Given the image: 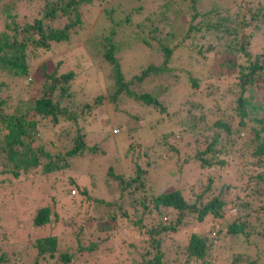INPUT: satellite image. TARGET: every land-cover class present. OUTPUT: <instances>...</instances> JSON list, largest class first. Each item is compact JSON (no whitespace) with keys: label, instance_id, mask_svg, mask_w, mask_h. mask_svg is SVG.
I'll return each mask as SVG.
<instances>
[{"label":"trees","instance_id":"obj_1","mask_svg":"<svg viewBox=\"0 0 264 264\" xmlns=\"http://www.w3.org/2000/svg\"><path fill=\"white\" fill-rule=\"evenodd\" d=\"M181 1L186 2L185 11L178 7L175 0H163L153 4L143 14L145 22L132 24L126 17L125 21L113 23L94 39H87L91 41L89 49L97 54L103 84H107L108 88L105 89L106 95L100 92L89 96L90 99L86 98L89 74L84 73L87 65L82 63L83 60L79 58L73 65L40 57L60 46H66L73 29L77 26V31L81 25L79 7L91 4L94 0H43L41 15L21 22L15 20L19 15L11 12L9 6H2L1 13L5 17L0 28V197L6 193L8 184L30 167L46 180L52 175L49 187L58 182L55 173L72 170L65 182H70L76 190L75 194H69L68 190L62 193L63 188L58 185L51 193L50 203L33 210L27 225L31 229L34 264H42L55 257L56 253L62 264L73 260L74 250L63 246L61 239L65 245L74 242L78 250L99 251L98 259L101 261L97 260L95 264H210L211 261L216 264H260L263 259L257 257V254L236 252L234 245L240 247L244 243L255 252H259L260 246L264 245V137L260 136V133H264V48L260 52H252L255 49L249 48V35L245 37L238 31L241 25H248L247 21L242 20L243 14L242 24H233L225 9L214 6L201 8L197 0ZM113 4L120 5V1L112 2L109 10L103 11L114 12ZM259 11L260 8L256 7L252 13L253 18L260 22L257 14ZM180 17L184 19L178 21ZM61 18H66V21L57 26L56 22ZM168 19L176 22L164 31L163 40L159 39L156 33L169 22ZM261 20L264 23V13ZM117 24L128 27L133 34V40L126 38L124 45L128 44L125 47L116 45ZM177 29L181 32L179 38H176ZM196 37L208 42L211 39L225 43L219 49L213 43H208L205 51L208 54L219 51L220 61L211 66L215 76L235 77L236 81L231 78L225 88V99L229 103L233 102L234 117L218 108L221 104L219 99L222 100L223 95L218 92L217 85L209 89L206 86L204 92H198L201 74L196 75L190 69L186 73H179L169 67L175 59L174 52L180 42H185L189 50L196 48L198 54H202L201 44L194 42ZM137 42L150 51L156 44L155 55L159 61L141 66L138 71L125 77L123 63L116 51L121 48L124 51ZM86 45L83 43L78 47L86 51ZM81 55L84 53L81 52ZM208 59L212 61L213 55ZM33 60H37V64L31 69L29 64ZM201 63L204 64L203 61ZM186 65H189V60ZM14 78L26 82L20 85ZM5 79L13 81L10 83L12 88L18 85L19 90L28 87L25 93L31 106L24 112L3 106V90L7 88ZM153 80L157 82L153 83L152 91L156 85L161 86V91L164 90L162 92L169 88L168 92H171L179 85L184 86V92L187 88L188 93L183 94L182 101H179L191 102L189 105L184 102L185 106L181 110L187 113L194 109L197 115L187 129L195 137L191 139L187 158L184 159L192 162L194 168L197 167L199 177L202 176L201 171L205 170V180L203 177L185 187L169 186L154 192L151 183L145 182L148 179L146 166L149 164L148 161L144 162L146 151H141L138 159L141 158L142 162L138 163L129 152L131 144L127 146L126 143L122 152L116 151L110 155L113 160L118 159V154L120 157L125 156L124 162L128 168L121 167L120 171H114L113 167L108 166L104 170L105 176L116 182L118 199L107 202L93 198L94 207L97 203L110 208L107 215L99 219L95 211L97 208L91 207L93 214L90 213L88 217L82 212H72L66 219H59L58 213L63 212V209L58 211L53 206L59 199L62 201L59 205L66 208L62 200L64 196L70 199L71 204L81 205L83 210L90 207L87 204L91 200L89 184L94 185V176L83 170L79 173L85 175L82 178L73 164L76 157L79 159L95 151L103 152L97 145L106 135L107 127L104 126L107 120L111 121L112 128L117 127L120 131L121 127L112 120L121 118L126 138L139 126L140 118L136 114H128L127 118L119 114L120 104L129 99L156 109L159 114L166 113L165 106L154 96L158 91L152 94L145 89L144 84ZM205 101H213L212 106L205 107ZM105 115L110 117L105 119ZM95 118L100 122L98 126L92 123ZM240 131L253 135L251 141L254 145L249 151L251 158L248 160L241 156L242 151L232 142V138H236ZM44 132L49 137H43ZM204 132H209L206 135L209 138L204 140V144L198 143L197 137ZM170 134L169 130H164L159 136L160 142L169 146L166 138ZM169 150L179 152L171 145ZM232 154H238L240 160L231 162L234 157ZM232 171L235 176L228 178L227 175ZM238 180L240 182H236ZM37 186H41L40 182ZM84 202L86 205L82 204ZM227 212H231V216L226 217ZM207 219L211 222L208 229H214V236L209 235L208 231H197L191 225L196 223L198 226V223ZM76 220L81 223L74 229ZM189 226L190 231L187 230ZM63 227L70 229L65 232ZM53 228L56 232L52 233L50 230ZM86 236H94L96 240L80 243ZM123 236L134 239L136 245L134 241V245L130 241L125 247L119 245ZM176 236L184 238L180 240L183 241L181 244L176 241ZM222 239L227 240H224L227 246L217 253L213 244L215 240ZM100 243H106L109 249L104 251L107 246L101 249ZM207 256L211 258L207 259ZM0 262L8 264L4 252H0Z\"/></svg>","mask_w":264,"mask_h":264},{"label":"rangeland","instance_id":"obj_2","mask_svg":"<svg viewBox=\"0 0 264 264\" xmlns=\"http://www.w3.org/2000/svg\"><path fill=\"white\" fill-rule=\"evenodd\" d=\"M42 1L43 0H34L23 2V0H0V28H2L3 19L5 17V15L1 13V8L3 5L9 6L11 12L17 13L19 16L16 17L15 20L21 22L25 20H31L32 16L41 15L40 6ZM117 1H120V5L113 4L115 7L114 12L109 13V11H106L105 13L103 11L104 9L109 10L110 6L112 5V2ZM161 1L163 0H94V2L91 4L82 5L79 7L78 10L80 18L82 19V21H80L81 25L79 24L77 31L75 30L77 26L73 29L71 39L67 43H65L66 46L62 48L60 46L59 49H54L53 51L46 53L47 55L44 54L45 56H42L40 58H50V60L53 62L61 61L62 64L63 61L64 64L73 65H75L76 62H78V59L80 58L81 60H83L82 63L87 65L84 73L89 74V80L88 82H86L88 83L86 87V91H88V96L86 98L90 99L89 96L92 97L93 95L100 92H102L103 95H106L105 89L107 90L108 88L106 87L107 84H103V73L100 70V62L99 60H96L97 54L91 49H89L88 45L91 41L89 42L87 39H94L97 34L102 33V31L104 30L106 31L111 27V25H114L113 23H120V21L123 20L125 21L126 17L128 21H130L132 24H135L136 22L139 23L140 21L142 23L145 22L143 19V14L148 12L147 10L149 8L151 9V6L153 4H159ZM175 2L182 11L186 10L185 1L175 0ZM197 5L201 8H208L210 6H214L216 8H220L221 10H227V13L232 18L233 24L241 25V15L243 14L242 20L247 21L248 25L247 27L241 25L238 31L241 34L245 35V37L249 35V37L247 38L249 39V48L255 49L252 52H260L261 50H263L264 23L261 20V15L262 13H264V0H197ZM256 7L260 8V11L257 13L258 18H260V22L257 18H253L252 11L256 10ZM182 19L184 18L180 17L178 21H181ZM65 21L66 18H61L58 22H56V25L61 26ZM168 21L169 22L165 23V26H161L162 30H160L159 33H156V36L159 39H162L164 31H167V29L170 28V26L176 22L172 19H168ZM115 28L116 31H118L115 41L116 45L123 46L126 42V38L132 40L134 39L133 34L129 31L128 27H124L120 24H117ZM180 34V29H177L176 38H179ZM208 40L211 42H208L204 39L200 40L197 37L194 39V42L196 44H201L202 54H198L196 48H192L189 50V46L185 42H180L179 47H177L174 52L175 59L169 64V67L173 71L179 73L181 71L183 73H186L187 70L190 69L195 71L196 75L201 74L202 80L200 86L197 89L198 92H204L206 86L209 89V87L215 88V85H217L218 92L223 95V99H219L221 104L218 106V108L220 107L221 110H225L227 114L234 117L235 115L233 102H231V98H229V101L232 104L229 103L227 99H225V88L230 83L231 78L232 80H235V77L233 75L230 78H220L215 76L213 67L211 66L212 64L214 65L216 62L220 61V55L218 53L219 51L211 52L209 54L205 51V47L209 45L208 43H213L214 47L219 49V46L223 45L224 42L219 43L218 40ZM131 42L133 41H129V43ZM176 42H179V40H177ZM83 43L84 45L87 44L86 51H84L83 48L78 47L80 45H83ZM126 45H124V47ZM155 45L156 44H154L152 51H150L137 42L132 43L129 48L126 47L124 51L123 48H121L119 51H116V55L119 56L120 61H122L121 63H123L122 71L125 77H128L132 73L138 71L141 66H145L149 63H158L159 59L157 55H155ZM68 50H70L69 54L67 52ZM81 52L84 53L83 56L81 55ZM38 55H40V53H38ZM211 55H213V60L209 62L208 58ZM204 56L207 57L206 60H204ZM188 60L189 65H186ZM201 61H203L204 64H202ZM36 62L37 60H33L30 62L29 65L31 69H33L32 67L37 64ZM72 67L73 66H71L70 68ZM61 70L63 69L61 68ZM208 75H211V77H208ZM14 80L15 82L18 81V84L20 82V85L25 84L26 82V80L24 79L19 80L14 78ZM5 81L7 88L3 90V96L5 97V102L3 106L15 108V110L17 111L24 112L28 107L31 106L27 102V94L25 93L26 91H28V87H24L22 88V90H19V85L12 88V85H10V83H12L13 81L11 79H5ZM156 82V80H153L149 83L144 84V86L146 91L152 94L158 91V94L154 96H156L159 101L165 106L166 113L159 114L156 109L146 107L142 104H137L139 102H133L129 99H126L122 104L119 103L120 105L118 106V110L121 109V111H119V114H122L123 118H127L128 114H136L140 118L139 126H137L136 130L134 129V132L129 134L131 135L129 138H126V132L124 126L122 125L123 120L121 118L112 120V122L116 121L121 127L120 131L117 127H111V121L107 120V124L104 122V127H107V130L105 132L106 135L102 138V142L97 145L98 149L101 148L103 152L95 151L89 154V156H84L79 159L76 157L77 159L75 158V162L73 164L75 165V169L78 172V175L82 178H84L85 175H80L79 173L83 170L86 173H92L91 175L94 176V185L89 184V194L91 196V200H88L87 204H89L90 207H85L83 210V207L81 205L77 206V203L71 204L70 199L65 198L64 196V198L61 199L66 203V208L64 206L61 207L59 205V203H62V201H60L59 199L56 200V205L53 206L55 207V210L58 211L59 209H63V212L58 213L59 219H66L67 216H69L68 214H73L72 212H82L83 215L88 217L90 216V213L93 214L91 207L93 209L95 207L97 208V210H95L97 211V218L102 219L107 215L110 208L104 207V204L97 203L94 207L95 203L93 201V198L96 197L98 199H103L107 202H111L113 199H118L119 193L115 188L116 182L112 179H109L110 177L105 176L104 170L108 166L113 167L114 171H120L119 168L121 167H124L125 169L128 168L127 163L124 162L126 161L124 158L125 156L120 157L118 154V159L115 158L113 160L112 155H110L116 151L122 152V150L124 149L123 147H125L126 143L127 146L129 143L131 144L129 152L131 153L133 159H135L136 161L138 160V163L142 162L141 158L138 159L141 151H146L147 155L145 157L144 162L148 161L149 164L146 166V178L148 179H146L145 182L151 183V188L154 192H158L164 187L167 188L169 186L172 188L185 187L191 184V182H196V180L203 177L205 180L206 171L202 170V176L199 177L200 171L197 169V167L194 168L192 162L188 161L187 159H184L187 158L186 153L189 150L191 139H194L195 137L187 129L190 123L194 121L197 115V112L194 111V109H191L187 113H184V110H181L182 107L185 106L184 102L187 105H189V102H191L188 100L181 102L183 94L186 95L188 93V90L186 88V92H184V86L179 85L172 89L171 92H168L170 88L167 91L162 92L164 90L161 91V86L156 85L155 90L152 91L153 83ZM138 89L139 86L136 91H138ZM179 99H181V101H179ZM212 102L213 101H205L204 106H212ZM223 102L225 105L223 104ZM122 111L128 113L124 114ZM104 117L106 119L110 116L105 115ZM94 120L95 121L92 122L93 125L98 126L100 122H98L97 118H95ZM112 129L117 130L113 131ZM164 130H169L171 132L169 137L166 138V143H169L171 146L177 148L179 152L175 153L169 150L170 145L166 146L164 142H160L161 138H159V136ZM112 134L115 135L113 136ZM207 134H209V132H204L203 134L198 136V143L204 144V140L209 138V136H206ZM42 136L49 137L48 134L45 132L42 133ZM260 136L264 137V133H260ZM252 137V133L248 134V132L246 131H240L239 135L236 138H232V142H234L236 148H239V150L242 151L241 156L246 158L247 160L251 158V156L249 155V151L254 145L251 141ZM56 144H59V142H57ZM56 146L60 148L59 145ZM233 156L234 157L231 162H237V160H240V156L238 154ZM91 158H93L91 161L86 162ZM71 171L69 169H66L55 173L58 182L54 183L55 186L53 185V187H49V182L50 180H52V175H50L49 179L46 180L39 172L36 171L35 173L33 171V168L30 167L27 169L26 172H21L18 179H15V181L13 180L12 183L8 184V189L6 190V193H4V195H1L0 197V236L2 233H4V235L0 239V252L5 253V256L8 258V264H34V249L31 245V229L27 224L30 223L31 215L36 207L46 203H50L51 200L49 198L52 197L51 193L54 192L55 188L57 189L58 185L62 186V193H65L67 190L69 192V190L74 187L73 185H70V182H65L66 178L71 173ZM231 175L232 177L235 176L234 171H232L230 175H227V177L229 178L231 177ZM28 182L30 183L27 185L26 188H24ZM39 182L41 186H37ZM216 182L219 181L216 180ZM236 182L240 181L238 180ZM82 204L86 205L85 202ZM231 214V212H227L225 216H231ZM59 222L60 221H57V223ZM80 223V220H76L73 226L74 229H77ZM83 223L88 222L84 221ZM210 223L211 222L209 221V219H207L203 223H198V226L196 223H193L191 225L197 231H208L209 235L214 236V229H208ZM190 226L187 229L188 231L191 230ZM63 229L65 230V232H67L70 228L68 229L67 227H63ZM50 232H56L55 228L50 230ZM176 234H178V232ZM90 239L96 240L94 236H86L80 243L83 242V244H85ZM120 239L121 242L119 243V245L123 244V247H125L126 243H128L129 241L132 242L133 245L134 241L136 245V241L130 237L123 236ZM175 239L180 244L183 242L180 240H184L182 236H176ZM224 240L226 239L215 240L213 247L217 253L223 251L226 248L227 244L226 242H224ZM60 242L63 246H68L69 248H72L74 250V258L73 260L69 261L68 264H95L97 260L101 261L100 259H98L99 251L86 252L83 249L78 250L77 248H75L74 242H69L68 245H65L62 242V239ZM106 246V243H100L99 247L102 249ZM108 249L109 246H107L104 251ZM234 250L236 252L238 250L241 253L248 252L251 254H257V257L263 258L260 264H264V245L260 246L259 252L253 251L252 249L248 248V246H245L244 243H241L240 247L234 245ZM57 256L58 253H56L55 257L45 261L42 264H62L61 261L57 259ZM210 258L211 256H207V259ZM217 263L219 262L217 261ZM210 264L216 263L214 261H211Z\"/></svg>","mask_w":264,"mask_h":264},{"label":"built area","instance_id":"obj_3","mask_svg":"<svg viewBox=\"0 0 264 264\" xmlns=\"http://www.w3.org/2000/svg\"><path fill=\"white\" fill-rule=\"evenodd\" d=\"M75 193H76V190L74 188L69 190V194H75Z\"/></svg>","mask_w":264,"mask_h":264}]
</instances>
